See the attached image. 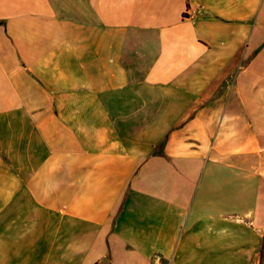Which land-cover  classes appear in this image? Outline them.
<instances>
[{
	"label": "crops",
	"instance_id": "0c3cea01",
	"mask_svg": "<svg viewBox=\"0 0 264 264\" xmlns=\"http://www.w3.org/2000/svg\"><path fill=\"white\" fill-rule=\"evenodd\" d=\"M264 264V0H0V264Z\"/></svg>",
	"mask_w": 264,
	"mask_h": 264
},
{
	"label": "built area",
	"instance_id": "2783aa9c",
	"mask_svg": "<svg viewBox=\"0 0 264 264\" xmlns=\"http://www.w3.org/2000/svg\"><path fill=\"white\" fill-rule=\"evenodd\" d=\"M162 257L160 255H156L154 257V264H161Z\"/></svg>",
	"mask_w": 264,
	"mask_h": 264
}]
</instances>
